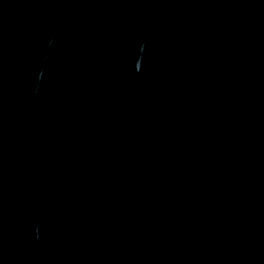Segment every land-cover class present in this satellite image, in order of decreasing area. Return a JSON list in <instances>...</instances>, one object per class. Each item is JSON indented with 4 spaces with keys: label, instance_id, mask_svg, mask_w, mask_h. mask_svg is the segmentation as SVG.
<instances>
[{
    "label": "water",
    "instance_id": "obj_1",
    "mask_svg": "<svg viewBox=\"0 0 264 264\" xmlns=\"http://www.w3.org/2000/svg\"><path fill=\"white\" fill-rule=\"evenodd\" d=\"M0 264H264V0H0Z\"/></svg>",
    "mask_w": 264,
    "mask_h": 264
}]
</instances>
